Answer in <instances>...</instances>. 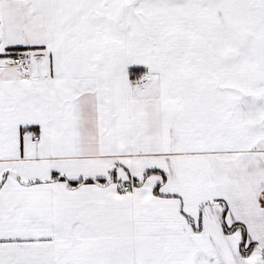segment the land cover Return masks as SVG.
<instances>
[{"label": "snow or ice", "instance_id": "1", "mask_svg": "<svg viewBox=\"0 0 264 264\" xmlns=\"http://www.w3.org/2000/svg\"><path fill=\"white\" fill-rule=\"evenodd\" d=\"M0 264H264V0H0Z\"/></svg>", "mask_w": 264, "mask_h": 264}]
</instances>
